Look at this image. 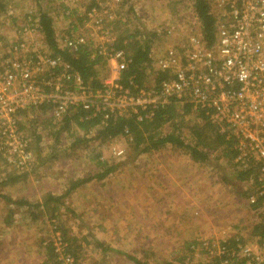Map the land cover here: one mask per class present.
<instances>
[{"label": "rangeland", "instance_id": "374dc122", "mask_svg": "<svg viewBox=\"0 0 264 264\" xmlns=\"http://www.w3.org/2000/svg\"><path fill=\"white\" fill-rule=\"evenodd\" d=\"M92 1L0 0V6L6 7L4 11L0 8V65L23 15L49 11L54 17L56 42L63 47L70 24H81ZM95 1L102 9L100 16L107 11L114 14L109 23L119 27L117 33L138 31V39L145 30L149 36L158 34L151 44L152 55L182 43L189 34L187 28L195 26L190 14L194 0ZM68 11L70 16H63ZM171 26L175 28L172 35L166 36L165 29ZM27 34L23 39L29 55L53 53L43 33ZM25 56L27 52L21 54ZM102 74L106 76L107 71ZM48 114L35 108L24 115L23 131L31 141L33 156L29 166L18 168L0 160V264H49L54 224L61 234L65 231L76 252L75 264H134V258L149 264L181 259L186 264H204L210 259L209 251L218 253L219 240L228 235L251 244L256 241L250 231L264 205L253 209L249 197L258 185L252 176L235 182V166L220 158L219 152L213 151L207 161L193 165L186 150L172 145L129 159L126 137L71 149L69 137L54 144ZM197 120L193 113L185 121L193 125ZM183 138L192 143L188 129ZM98 154L118 164L113 176L104 180L107 187H98L99 193L95 187H80L65 195L79 178L98 171L94 159ZM177 163L182 165L177 167ZM192 176L195 184L188 180ZM51 195H65L57 211H52L54 203L45 205ZM254 247L253 264H263L264 247Z\"/></svg>", "mask_w": 264, "mask_h": 264}, {"label": "built area", "instance_id": "2783aa9c", "mask_svg": "<svg viewBox=\"0 0 264 264\" xmlns=\"http://www.w3.org/2000/svg\"><path fill=\"white\" fill-rule=\"evenodd\" d=\"M210 4L211 13L217 17L214 45L204 39L192 6L195 26L187 28L189 34L182 43L168 46L157 56L150 53L148 78L142 85L132 78L129 85L122 81L132 59L125 49L116 46L119 34L109 23L115 19L113 13L107 11L100 16V7L90 8L81 24L71 23L70 32L63 36V47L70 51L86 46L93 56L106 60L107 75L97 88L85 83L77 71L53 53L29 55L24 36L43 32L39 15L23 19L0 65V160L18 168L33 162L31 141L22 121L28 109H40L44 104L48 106L44 113H49L54 126L79 110L94 114L104 111L105 117L130 112L141 120L140 111L151 117L155 109L172 102L191 104L193 110L205 111L227 139H234L235 162L241 169L254 170L251 176L258 190L249 202L255 203L258 194L264 195V0H210ZM66 15L69 17L70 11ZM174 29L166 28L165 35L171 36ZM25 52L27 56L21 57ZM163 71H169L170 77L156 82ZM53 230L52 244L59 263L75 264L56 224ZM255 245L264 247V239L262 243L256 240L239 244V253L233 249L229 255L238 254L246 258L245 264H253ZM232 262L226 258L223 264Z\"/></svg>", "mask_w": 264, "mask_h": 264}, {"label": "trees", "instance_id": "16d2710c", "mask_svg": "<svg viewBox=\"0 0 264 264\" xmlns=\"http://www.w3.org/2000/svg\"><path fill=\"white\" fill-rule=\"evenodd\" d=\"M99 7L98 3L93 0L88 7ZM194 7L201 23V30L204 39L210 46L214 45L216 41V21L217 17L211 13L210 0H194ZM4 11L5 6H0ZM8 10V9H7ZM6 10V11H7ZM66 9L65 11H67ZM34 12V11H33ZM39 15L41 30L44 34L46 43L53 51V56L61 58L67 63L71 69L77 71L85 83L89 84L93 88L101 86V80L106 77L102 74L107 71V62L100 56L95 55L85 47H80L77 52H72L68 48L60 47L55 39L53 21L54 17L49 11H42L32 13ZM31 14H25L22 16L24 21ZM67 17V15H66ZM15 19V18H14ZM113 29L119 30L118 26L113 25ZM142 32L143 36L138 39L137 32L131 34H124L118 31L119 36L116 42L117 48H123L127 51L132 62L122 74V81L125 85H129L130 79L134 83L142 85L148 78L147 70L151 64V44L154 37L158 36L156 33H152L151 36L147 33V30ZM169 71H163L155 78L156 82L169 78ZM102 74V75H101ZM41 111L45 112L48 108L46 104L41 106ZM193 110L191 104H177L175 102L169 103L164 107L155 109L154 114L151 117H147L145 111H140L142 119L139 120L137 114L127 112L125 115H110L105 117L106 112L101 111L97 114L93 112L88 113L85 110H79L76 113L73 112L65 117L62 123L57 127H53L49 134L52 132L53 141L58 142L59 138L69 137L72 142L69 147L78 148L80 145H90L91 142H100L104 145L106 142H111L112 139L118 137H126L129 145V152L131 158H137L140 154L150 151H157L160 148L167 145L178 146L188 152V155L198 162H204L208 160V155L215 152H219L220 158H225L228 163L235 166V182L244 181L249 179L254 170L252 168L241 169L235 162L237 150L235 149L234 139H227L226 135L221 133L218 125L208 119L205 111ZM196 113L197 119L193 125L186 123L187 116ZM75 128H74V127ZM186 127V128H184ZM49 130V128L45 127ZM184 129H188L192 139V143H188L183 138ZM218 158V157H217ZM99 166L98 171L91 176L81 177L73 183V185L66 191L67 195L71 190L78 187L81 184L89 182L94 178L103 179L109 174H112L117 168L118 164L113 162L112 164L106 160L101 159V155L98 154L94 157ZM121 162H119L120 164ZM228 181L227 178H225ZM240 192V191H239ZM238 192V193H239ZM65 195H51L45 201V205H52V211H57L61 204L62 198ZM248 198V197H247ZM264 202V195H257L256 202L250 204L253 209H259ZM259 220L254 223L250 231L252 238L262 243L264 239V212L260 213ZM66 233L63 231V240L67 243L66 251L74 256L76 252L72 251V245L65 237ZM239 235V234H237ZM243 239L230 236L224 237L219 240V246L221 247V253H209L210 259L204 264H223L226 258L233 259L231 264H245L246 258L240 257L238 254L229 255V251L235 249L239 253V244H245ZM195 250V247L192 248ZM76 256V255H75ZM134 264H149L140 258H134ZM49 264H60L58 260V254L54 251L53 245H49ZM76 261V260H75ZM161 264H186L183 259L178 262L163 260Z\"/></svg>", "mask_w": 264, "mask_h": 264}, {"label": "crops", "instance_id": "0c3cea01", "mask_svg": "<svg viewBox=\"0 0 264 264\" xmlns=\"http://www.w3.org/2000/svg\"><path fill=\"white\" fill-rule=\"evenodd\" d=\"M190 160V162H192L193 163V165H195L196 163V161H193L191 158H189ZM177 162V161H176ZM182 164L181 163H177V167H180ZM191 170H193L192 168H190L189 169V171H191ZM188 171V172H189ZM190 176H191V173H188ZM110 175V174H109ZM108 175V176H109ZM112 176H113V173L111 174ZM108 176H106L105 178H103V179H100V180H96L97 178H94L93 180H91V181H89V182H87L86 184L84 183V184H81V185H79L78 187H76L74 190H76V189H78V188H84V187H95V190L99 193L100 192V190L98 189V187L100 188V189H102L103 187H107V184L108 183H104L105 181V179L108 177ZM189 179H191V180H193L194 181V184H195V182H196V180H195V178L192 176V177H189L188 178V180ZM95 182V183H94ZM74 190H72V192L74 191ZM254 191V190H253ZM71 194V193H70ZM254 194V193H253ZM178 206H175V208H177ZM232 233V232H231ZM229 236V235H228ZM227 236V237H228ZM231 236V235H230Z\"/></svg>", "mask_w": 264, "mask_h": 264}]
</instances>
